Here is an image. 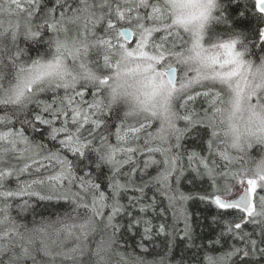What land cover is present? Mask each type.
<instances>
[{
    "label": "snow or ice",
    "instance_id": "obj_1",
    "mask_svg": "<svg viewBox=\"0 0 264 264\" xmlns=\"http://www.w3.org/2000/svg\"><path fill=\"white\" fill-rule=\"evenodd\" d=\"M0 264H264V0H0Z\"/></svg>",
    "mask_w": 264,
    "mask_h": 264
},
{
    "label": "trees",
    "instance_id": "obj_2",
    "mask_svg": "<svg viewBox=\"0 0 264 264\" xmlns=\"http://www.w3.org/2000/svg\"><path fill=\"white\" fill-rule=\"evenodd\" d=\"M233 7H234V5H233ZM247 18L250 20H254V16L250 12L248 13ZM89 98H90V96H86V99H89ZM112 142L113 143L115 142L114 138H113ZM89 155L93 156L94 154H89ZM253 155L256 158H259L261 153L257 149L253 152ZM187 190L188 189L185 188V191H187ZM198 207H199L198 202L190 205V208L192 211H196L198 209ZM64 210H65L64 208H62L59 204H56L54 202L53 203L41 202L39 205H37L35 219L37 221H39L43 217V218H48L50 220H55L58 215L63 214ZM31 219H32V216L29 215L28 220L31 221Z\"/></svg>",
    "mask_w": 264,
    "mask_h": 264
},
{
    "label": "rangeland",
    "instance_id": "obj_3",
    "mask_svg": "<svg viewBox=\"0 0 264 264\" xmlns=\"http://www.w3.org/2000/svg\"><path fill=\"white\" fill-rule=\"evenodd\" d=\"M90 99V98H89ZM239 177L237 178V180H236V183H237V189H239L240 187H242L241 185H239Z\"/></svg>",
    "mask_w": 264,
    "mask_h": 264
}]
</instances>
